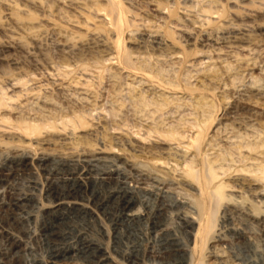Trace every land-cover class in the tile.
<instances>
[{
	"label": "rangeland",
	"instance_id": "obj_1",
	"mask_svg": "<svg viewBox=\"0 0 264 264\" xmlns=\"http://www.w3.org/2000/svg\"><path fill=\"white\" fill-rule=\"evenodd\" d=\"M115 1L119 5L116 9L106 0H83L81 5L68 0H0V92L12 98L6 105L0 106V119L17 121L19 114H23L20 118L33 119L37 108L42 110L45 107H53L55 115L57 111L55 119H60L63 116L70 117L77 111L86 113L95 108L96 114L92 112V117L103 116L100 123L98 117L96 121L91 117V124L81 132H76V135L85 136L82 140L84 145L94 148L109 146L114 151L121 150L128 155L134 153L132 144L124 137H118L117 133L120 131L129 136L138 129L144 134L154 123L160 127L172 125L187 135L196 131V128L192 129L188 125H195L201 128L205 140L212 139L215 143L220 142L223 134L230 129L238 132L256 130L261 133V142H264V0ZM98 10H102L101 13L108 19L111 15H119L120 30L116 31L114 26L101 23L97 17ZM124 53L128 55L131 67L121 62L120 57ZM16 81L23 82V85L12 89L10 86ZM30 90L33 96H30ZM44 94L53 100V105L40 103ZM83 99L88 104L83 103ZM142 101L149 102L150 106L145 107ZM27 111L31 114H27L30 113ZM146 113H152V118L146 117ZM208 116L214 119L208 122L206 130L202 121ZM119 124L122 127H117ZM108 131L111 135L115 133L113 131L117 133L111 136ZM60 132L48 136L45 134L43 137L50 139V144L40 148L36 146L37 151L35 147L28 148L25 154L38 157L39 152L41 154L44 151L42 154H46L53 149L67 152L72 143L68 138L70 131L67 134ZM1 138L0 146L4 150L0 147V166L5 167V174L9 176L0 184V261L2 264H32L35 257L37 262L40 259L43 264H51L50 247L43 241L41 233L42 220L47 215L44 212L49 210L44 209L48 203L41 193V185L45 184L47 176L39 170L12 171L7 161L9 152L6 147L9 146L6 145V139ZM223 144L220 142V145ZM51 165V169H58V164L55 167L52 162ZM118 165L99 162L94 170L99 175V172L107 173L108 170H117V167L121 169ZM125 174L133 180L127 182L128 186H132L135 177L132 173ZM89 183L86 182L88 194L83 192L82 199L74 201L80 204L84 202L82 205L89 206V209L91 207L93 211L85 208L87 213L71 211L54 215L58 221L52 227L63 234L59 244L65 248L78 246L84 236L86 242L98 243L107 252V264H127L122 259L127 253L136 255L135 260L140 264H177L175 258L163 250L165 243L154 238L156 231L146 239L145 235L150 232L146 221L136 225L124 223L115 226L110 218L117 213L116 203L112 201L107 208L96 205L108 199L113 188L95 184L94 181ZM186 192L191 197L192 191L187 189ZM240 193L247 199L251 198L244 190H240ZM34 194L38 195L35 196L40 198V202L36 201ZM8 197L26 198L24 213L15 212L7 203ZM135 199L141 203L142 206L139 203L136 205V209L141 211L145 207L144 203L148 206L153 204V199L143 193H137ZM176 199L179 198L175 195L164 198L166 210L160 228H171L175 233L172 238H177V244L190 248L193 243L192 230L189 229L191 235L188 234L177 219L187 212L188 207L183 206L184 209L178 200L175 202ZM258 212H264V207H260ZM221 213L220 210L216 219L218 229L222 221ZM251 232L254 237L257 231ZM225 238L227 241L208 242L206 248L222 251L227 263H220L213 254H206L203 260L205 264H262L260 257L249 253L241 245L237 246V241L231 239L230 235H225ZM258 243V253L264 255V240L260 238ZM76 260H65L68 263L61 261L59 264H89L83 258Z\"/></svg>",
	"mask_w": 264,
	"mask_h": 264
},
{
	"label": "bare ground",
	"instance_id": "obj_2",
	"mask_svg": "<svg viewBox=\"0 0 264 264\" xmlns=\"http://www.w3.org/2000/svg\"><path fill=\"white\" fill-rule=\"evenodd\" d=\"M68 1L70 3L77 5L79 4L81 5V2H83V0H68ZM106 1L110 3L113 9L119 7V5L115 0H106ZM101 11L102 10L97 11V17L100 19V22L101 23L103 22L109 26H114L115 30L119 31L121 27L120 16L118 15L116 17H113L111 15V17L108 19L101 13ZM239 41H241V39ZM120 60L127 67H131V64L129 62V57L126 53H124V55L120 57ZM20 84L23 85V82L16 81L14 84H12V86L10 85L8 86L14 89L15 87H18L17 85ZM31 90L29 94L32 93L33 90L32 91ZM25 91H29V90H25ZM2 93L0 94V106L6 105L7 103L10 102V101L8 102V100H12L11 97H5L4 94ZM21 94H19L20 97L23 95ZM19 95L15 96L16 99L19 97ZM25 95H27V93ZM30 96L33 95L31 94ZM43 96H44L43 99L41 97L42 102L39 101L40 103L44 104L45 106L53 105L51 104L53 100H50L51 98L49 99V96L48 98L47 96H45V94ZM37 99L38 98H36V100ZM62 99L66 100L65 98ZM82 102L83 103L86 102V99ZM86 104H88V102H86ZM142 104H145L144 105L145 107L150 106L149 102L147 101L146 103L145 101L144 102L142 101ZM32 105L34 104H31V106ZM91 107H93V105ZM45 108L42 110L37 108V110L34 113L35 115H33L35 118L32 116L33 119L28 117L30 115H27L28 118L26 117L28 120L24 119V117L20 118V116L23 115V114L20 115L19 114L20 112L18 113L19 115H17L16 113V115L19 116V118L17 117L18 118L17 121H15L16 120L15 118H14L15 120H11L12 122L10 120L8 122V119H0V138L1 136L4 137V139H6L7 141L6 145L9 146L6 147V149H8L9 152V155L7 157L8 160L7 159L6 160L11 165L12 171L32 170L33 172V170L35 171L39 170L40 173L47 176L46 178L44 177L45 184L41 185L42 186L41 193H43L42 197L44 196V200L48 203V206H45L44 209L45 210L49 209V210L44 212L47 215L43 217L41 233H42L43 241L48 247H50L51 264H59L61 263V261L70 260V259L72 260L77 259L78 261H80L82 258L86 259L85 261H87L89 264H107L109 262V256L107 255V252H104L101 249V247L98 245V243L97 244L93 243V241L86 242L84 236H83L84 240L82 239L81 243L79 241L78 246L74 245V246H67L66 248L63 247L62 244H59L63 240L62 239L63 234H59L57 232L58 230L56 231L52 227L55 224V221H58L55 217L56 214H58L59 216V214L61 213L66 214V212H71V211L72 213L79 211L87 213L86 209H89V206L85 207L84 205H82L84 204V202L80 204L76 201L78 199L80 200L82 199L81 194H83V192L84 193L86 192V187H89L86 185V182L89 183L91 181H94L95 184L105 185L107 187L109 186L113 188L112 192L109 194L108 199H106L105 201L103 200V202L100 201V203L98 202L96 203V205L98 204L100 208L101 207L107 208V206L111 205L110 203L112 201L116 203L118 208L117 213L112 215L110 218L112 219L111 221L114 223L115 226L118 227L119 224L121 226L124 223H126L127 225H136L141 221H146V223H148L149 225V230H150V232L145 235L146 239L150 238L149 235L151 236L153 231H156V234L153 233L154 238L156 240H160L161 242L165 243L164 246L166 247H163V250L169 252V255L175 258L177 264H205L203 260L206 254H213V256L220 263H227V260L223 259L224 253L222 251L218 250L215 252L214 251L215 249L213 247H210L208 249L206 248L208 242L211 243V241L213 242L227 241L225 235H230L231 239L237 241L238 243L237 246L241 245L249 253H252L253 255L260 257V261L262 262V264H264V255L258 253L259 252L258 242L260 241V238L264 240L263 239L264 212H258V209L260 207H264V142H261V133L259 134L257 133L256 130L254 131L245 128H244L245 130H243L242 132H238V131H234L233 129H230V131H227L226 133L223 134V138L220 140V142L224 143L223 146L220 145V142H216V143L213 142L212 139L210 141L205 140L204 133L202 132L201 128L199 129L197 128V126L191 124H190L191 126L190 125L188 126L191 127L192 129L193 127L194 129L196 128L195 129L196 131H194V133L191 132L192 134L189 132L190 135H187L185 132L177 131V129H175L172 125L166 127L165 126L160 127L157 126V123H154L152 127L147 128V130L144 131V134H141V131L138 129H136L135 131L133 130V132L130 135L128 134L129 136H127L125 133L122 134L120 131L118 133L117 131H113L117 133L118 137L120 138L124 137L126 140H130L134 153L132 155H128V154H124L121 150L114 151V148L109 146L94 148L92 145L91 146L84 145L82 140L85 138V136L76 135V132L85 129L89 123L91 124L92 122L91 117L93 116L92 112L96 111L95 108L93 109L91 108L92 110L89 109V111H87L86 113L84 112L79 113V111H77V113L75 114L71 113L72 115L70 117L67 116L65 117L63 116V114H60L61 112H59V115L63 116V118L61 117L62 119L61 118L55 119L57 115V111H55L56 112L55 115L52 110L53 107L52 109L49 108L45 109ZM54 108L56 109V107ZM60 111H64V110H60ZM27 114H31V112ZM94 114H96V112H94ZM152 115H153L152 113H146L145 116L148 118H152ZM212 116L210 118L208 116V119L202 121L203 126L205 127L206 130L208 129V122H211L212 119H214V117ZM97 117L98 116H96V118L95 117L92 118L96 121ZM102 118L103 116L101 118L98 117L99 119L98 122ZM114 120H116V118ZM119 126H121V124H119L117 127ZM68 130L70 131L69 133L67 132ZM118 130H124V129L118 128ZM60 131L64 132V134L68 133L69 134L68 138L72 141V143L70 144L71 145L70 148L67 149V152H62V151L60 152L53 149L51 150L50 153L42 154L44 151L40 149L43 152H41V154L39 152L38 157L35 155L34 157H31L27 155V153L25 154L24 151L26 149L28 150V148L32 149L35 147L34 148L35 150L37 148L36 146L39 147L42 145L50 144L49 142L50 139L43 137L45 134L48 136L50 133L57 134V132L59 133ZM109 132L110 131H108V133ZM51 140L54 139L51 138ZM149 144L151 146H149ZM2 150H4V148ZM2 161L3 160H1V162ZM52 162H54V165L55 163L58 164V165L56 164L58 166V169L54 167L52 168H54L55 170L51 169ZM99 162L108 163V164L113 163L115 165L119 164L118 166H120L121 169L116 166L117 170H113V171L110 170V172L108 170L107 173H102V174L101 172H99L100 174L96 175L94 167ZM8 169H10V167ZM4 170L5 167L0 166V184L4 182L3 180L7 176H9L8 174L7 175L5 174ZM127 172L132 173L133 176L135 177L134 182L133 183L131 182L133 185L132 186L129 185L131 187L127 185L128 184L127 182L132 180L129 176L125 174ZM41 183L42 182H39V184ZM4 186H6V182ZM81 189L84 190L81 191ZM187 189L192 191L191 197H189V194H187L186 192ZM178 190L183 193L181 194V192H179ZM240 190H244L245 192H247L251 198L247 199L244 195L243 196L239 195L241 194ZM137 193H143L145 196L152 198L154 205L151 203L152 205L148 206L147 203H144L145 207L143 211H141L142 209L141 210L136 209V205L138 203L141 205L139 200L137 201L135 199ZM35 195L37 194H34V197H36ZM171 195L172 196L175 195L177 198H179L176 199L175 202L178 200L177 202H179V204L182 207L187 206L188 208H190V210H188V208L186 210L188 213L187 212L183 213L182 215L177 217L178 221L180 222V225L184 230L186 231H188L189 229L192 230L193 243L192 246H190V248L187 246L181 247L177 244L176 241L177 238H172L173 232L171 228H164V229L160 228V224L162 222V218L166 210V206L164 204V198L169 197ZM85 197L88 198V196ZM8 198L9 200L7 203L10 207H12L15 210V212L16 211L23 212V210L27 207L25 206V202L27 200L26 198H25L26 200L24 198H18V199H14L10 197ZM142 198H144V196ZM39 199H37L36 201L38 202ZM103 199H105V197ZM87 202L85 203L86 205ZM42 204L43 203H41V205ZM36 208L38 209V207ZM183 208L185 209V207ZM107 210H109V208ZM220 210L222 212L221 213L222 221L219 226L220 228L218 229V225L216 224L217 223L216 219L218 212ZM91 211L93 210L91 209ZM176 214L177 213H175V215ZM52 216L55 217V220L54 217ZM94 216L96 215L94 214ZM169 216L170 215H168V217ZM172 217L173 216H170V218ZM66 220L68 219L66 218ZM146 226L147 225H145V227ZM253 230L257 231L254 232V237L251 236L253 234V232L251 231ZM67 231L69 230L67 229ZM76 232L79 233V231ZM188 234L191 235V231H188ZM173 235H175V233ZM77 242L75 243L77 244ZM235 244L233 245V247H235ZM145 251L146 250H144V252ZM135 257L136 255L135 256L131 254L128 255L127 253V255H125V257H122V259H124V261L127 262V264L128 263L138 264L139 262L137 263ZM37 261L38 260H35L34 257L32 264L42 263L40 259H39L40 262ZM0 264H2L1 261Z\"/></svg>",
	"mask_w": 264,
	"mask_h": 264
}]
</instances>
